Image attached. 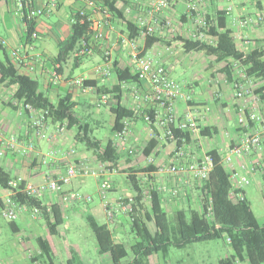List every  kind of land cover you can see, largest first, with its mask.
Listing matches in <instances>:
<instances>
[{
	"label": "crops",
	"instance_id": "crops-1",
	"mask_svg": "<svg viewBox=\"0 0 264 264\" xmlns=\"http://www.w3.org/2000/svg\"><path fill=\"white\" fill-rule=\"evenodd\" d=\"M93 1L107 8L103 3L105 0ZM113 1L115 7L124 12L125 21L135 22L141 28L143 23L155 28L151 36H155L158 41L146 53L144 52L147 36L141 32V35L135 40L143 49V54L164 66L171 78L175 68L180 67L182 63L196 64L202 60V56L206 55L204 52L198 51L186 52L183 48V39L196 40L194 24L186 16V1L177 0L170 8L158 14L151 13V0ZM196 1L199 8L209 15L219 11L226 13L227 27L232 31L240 50L244 52L253 50L256 47V41L264 40V0ZM33 6L43 10V14L33 21L34 31L39 35V38L35 40L27 37L24 14L20 9L19 1H0V16L3 21L9 19L8 23H5L0 29V61H12L19 67L20 72L39 81L43 92L54 103L60 98L69 96L71 101L77 104V109L82 103L92 101L94 111L91 114L89 113L86 117L77 115L82 122L90 123L93 134L112 119L114 126L115 115L110 110L117 104L113 98L114 94H121V105L134 114L133 117L125 119L128 123V132L125 137H119V132H112V136L106 141L93 136L94 141H100V148L104 147L110 140L114 141L117 148V158L111 163L115 166L113 171L106 173L102 178L79 177L63 187V191L66 193L77 192L83 196H90L92 201L81 200L63 204V194L61 193L46 194L40 199L44 205L59 204L63 208L64 222L61 226H65L67 231L78 228L79 218L86 220L87 216H92L99 224L108 226L115 240L124 241L128 234H135L129 228L130 217L120 211L116 212L113 218L107 216L100 197L101 180H107L111 184V189L107 193V200L111 207L116 206L120 197L135 196V194L130 185L124 186L122 181L115 179V176L123 173L127 176L128 173L124 171L128 169L139 170L154 166L156 171L159 165H169L175 159L174 145L158 143L149 156L144 154L146 146L150 140L154 139V132L153 127L148 125L142 117V111L148 108L149 104L138 99L137 95L148 92L149 83L137 80L119 84L114 68V63H117L118 69L122 71L128 69L131 74L136 75L134 63L130 58L131 50L128 45L122 43L123 39H129L125 21L111 12L108 17L101 11L92 12L89 10L92 18V33L88 40L91 43L92 53L82 59L74 58L72 53L69 59L60 65L56 62L59 44L71 34L74 16L84 8V0H33ZM246 20L248 23L242 25L241 23ZM166 21H170L171 25L166 26ZM96 30L104 35L103 40L95 39ZM2 41H5L4 45L1 44ZM30 44L33 48L30 47ZM106 50L111 51L112 59L109 76L97 71V67L104 64L103 53ZM13 51H18L22 63L12 56ZM127 52L129 57L125 59ZM230 62L232 63V61ZM216 64L219 67L214 69L211 67V62L203 67L209 72L208 78L204 81L193 80L195 86L201 87L202 90L197 97L192 96L193 103H191L199 116V124L202 127H211L217 130V133L212 136L201 135L196 140L197 149H189L199 155L218 150L225 156L230 147L240 140L246 129H242L237 121L231 126L230 115L237 114L242 106L255 110L256 113L264 116V101L259 99L254 104L251 101L252 95L238 98L224 69L226 63ZM215 69L221 73L220 76L217 77V74L214 73ZM77 70L79 73L75 74ZM238 71H233L234 80ZM77 78H84L85 81H88L87 87L92 90L84 92L80 87L73 85V80ZM247 86L248 83H245L244 87L248 88ZM262 86H264V81H257L255 90ZM217 88L219 92L220 89L223 90L219 95L215 94ZM17 89V85H10L6 81L2 82L0 77V133L6 137L14 136L17 140L18 149L27 150L26 155L7 150L4 155L0 156V166L12 175L13 180L22 179L25 185H39L49 177H58L64 174L73 163H84L94 169L102 164L98 158L101 150L79 143L75 138L74 129H68L66 124L46 122L45 132L48 138H38L31 126L32 118L36 113H26L21 105L17 106L15 100ZM225 89L231 90L232 94L228 95V90ZM186 92L190 93L188 87H186ZM101 95H106L108 101L105 105L98 107L97 104ZM215 96L216 98H214ZM232 96L233 98L237 97V99H227V97ZM184 108L185 106L181 103L178 106L179 113H182ZM30 143L34 144L33 149H28ZM131 149L133 150L132 154L128 152ZM52 153L56 154L53 159L50 156ZM263 155L264 139L259 151L250 153L242 159H235L234 166L241 172L240 165L246 161L257 164V170L258 168L262 170L264 166L261 168L259 164L261 162L260 157ZM149 160H153L152 165L149 164ZM258 173L260 174L258 175ZM144 174H138L144 194L142 202L138 206L139 211L144 212L150 208V200L146 195L149 188L154 186L157 188L161 184L180 189L179 197L163 194V206L167 212H172L173 209L176 211L189 207L197 209L201 207V186L198 182L186 176L175 177L170 175L155 176L150 181H145ZM261 174L262 171H257L251 182L260 180ZM91 177H94L93 185L89 180ZM1 190L3 189L1 188ZM3 191L6 195L0 197V207L9 193L8 190ZM244 194L246 199L250 201L245 187ZM17 218L12 223L11 229L25 245L24 251H27L31 264H42L39 260V247L38 250H35L31 246V243L36 241L38 237L48 240L54 259H57L58 255L66 250V246L62 245L60 228L57 235H50L45 219L40 213L18 212ZM17 220L19 222H16ZM258 221L260 222L259 219ZM149 227L151 230H155L153 223H149ZM74 246L68 243L70 249L66 250V253L68 251L67 259L75 258L79 261L82 255L78 250L73 249ZM96 252L98 261L100 260L103 264H113L110 255H100L98 245ZM25 256L22 257L27 259ZM160 256L162 255L151 256L149 264H169L168 256H162V259ZM231 257L232 255L224 259ZM80 261L79 263L82 264ZM191 264H199V262L194 259ZM235 264L248 263L235 262Z\"/></svg>",
	"mask_w": 264,
	"mask_h": 264
},
{
	"label": "trees",
	"instance_id": "trees-1",
	"mask_svg": "<svg viewBox=\"0 0 264 264\" xmlns=\"http://www.w3.org/2000/svg\"><path fill=\"white\" fill-rule=\"evenodd\" d=\"M103 3L113 15L125 21L124 12L115 7L113 0H105ZM24 15V19H26L27 9H24ZM207 20L209 23L207 32L214 38L213 43L183 39L184 50L186 52H204L212 57L214 62L226 63L224 69L233 86L236 82H240L239 77H235L234 80V70H241L243 75L241 78L244 81H264V40L256 41V47L253 50L244 52L237 47L233 33L227 27V16L224 11L216 12L213 15L207 14ZM125 23L130 39H137L143 32V29L135 22L125 21ZM27 26V37L31 39L34 22L29 21ZM91 33L92 22L88 21L87 17L76 14L71 34L59 44L56 62L60 65L65 63L81 41L88 40ZM157 41L155 36H148L144 53ZM114 68L119 84L138 80L137 75L131 74L128 69L124 71L118 69L117 63H114ZM0 77L2 82L6 81L10 85H17L18 89L15 94L17 106L21 105L24 110L25 106L30 105L37 114L48 111L47 123L66 124L68 129L76 128V140L87 147L101 150L98 158L102 163H113L116 160L117 148L114 141L110 140L100 148V141H94L92 126L88 122L81 121L75 111L77 104L72 102L69 96L60 98L55 103L52 102L43 92L39 81L20 72L19 67L10 60L0 61ZM88 84V81L84 82L86 87ZM255 93L260 100L264 101V86L255 90ZM113 98L117 104L110 109L115 115L112 132L118 133L124 129L125 119L133 117L134 114L121 105V94H114ZM24 112L31 113L29 110H24ZM176 133L177 136L180 134L179 131ZM215 133H217L215 128L200 126L202 136H212ZM157 145L158 141L150 140L144 154L149 156ZM208 154L213 157L214 166L209 180L201 186V207L199 209L189 207L176 210L173 212L172 218H170L169 212L164 209L163 194L155 186L150 188V208L142 211L143 213L138 210L144 197L138 174L153 172L155 171L154 166L124 171L128 173L127 179L135 194L133 221L129 222V228L131 232L135 233L136 241L129 250L124 241L115 240L107 225L99 224L94 217L87 216L86 221L95 236L100 255L108 254L113 264H123L122 261L131 252L133 259L126 264H149L151 256L161 254L167 257L172 248L182 250L195 243L230 239V243L227 242L232 248V257L220 260L219 264H235V262L264 264V223L261 224L258 221L247 199L239 201L232 194L233 183L229 171L224 166L223 154L218 150H212ZM113 167H115L114 164ZM261 179L264 186V167ZM12 180V175L0 166V187L3 190H15L9 185ZM24 186L25 183L22 182L20 188ZM13 199L30 208H38L45 219L50 235L58 234V229L64 222L63 208L59 204L44 205L41 199L21 193L14 195ZM209 208L212 209V219L207 218ZM149 223H153L155 230H151ZM36 242L40 249L39 260L42 264H56L48 240L38 237ZM67 264L80 263L72 258L67 261Z\"/></svg>",
	"mask_w": 264,
	"mask_h": 264
},
{
	"label": "built area",
	"instance_id": "built-area-1",
	"mask_svg": "<svg viewBox=\"0 0 264 264\" xmlns=\"http://www.w3.org/2000/svg\"><path fill=\"white\" fill-rule=\"evenodd\" d=\"M20 9L23 11L27 9L26 19L23 16L26 29H28V22L35 21L43 14V10L34 8L33 0H18ZM177 0H151V13L158 14L163 10L170 8L176 3ZM186 1V16L193 22L195 27L194 37L196 40L205 41L212 44L214 38L208 35L209 23L207 20V13L202 11L196 0H184ZM101 11L109 17L110 11L99 5L93 0H84V8L78 11L82 17H87L88 21L92 22L90 12ZM74 22V20H73ZM248 21H243L241 24L246 25ZM166 26H170V21L165 22ZM144 36H151L155 28L152 26H146L142 24ZM97 31V30H96ZM95 39L101 41L104 39V35L101 32H96ZM39 38L37 32L31 34V40ZM122 43L129 46L131 53L130 58L134 63L136 75L139 81H146L149 83L150 89L148 92L137 95L138 99H142L149 104L148 108L142 111L143 120L153 127L154 139L160 144H173L175 159L169 165H159L157 170L150 173H145V181H150L153 177H163L165 175L170 176H186L199 183L202 186L209 180L210 174L214 166V160L207 152L199 155L196 152L189 149H197L196 140L201 137L199 116L196 109L191 105L192 94L186 92V87L172 79L164 66L155 62L152 58L143 54V49L135 39H123ZM2 45L5 41L1 42ZM30 47L32 45L30 44ZM92 53L91 43L89 40H82L73 52V56L76 59H82ZM12 56L22 63L19 58L18 51H13ZM104 64L97 67L98 72H102L105 76L110 75V65L112 63L111 51L106 50L103 53ZM84 78L74 79L72 84L80 87L84 92L92 90L84 85ZM235 92L238 98H244L249 93L247 88L240 82H236ZM258 95H253L251 101L254 104L259 100ZM108 101L106 95H101L97 106L101 107ZM185 106L182 113H179L178 106L180 104ZM24 110H29L31 113H36L34 109L27 105ZM34 115V114H33ZM48 111H42L32 118L31 126L35 131L36 136L40 139H46L47 134L45 132L46 117ZM237 123L245 128L240 140L230 147L229 151L223 157V163L227 165L230 173V178L233 183L232 194L239 201L246 199L244 194V187L251 183V179L257 174V164L248 163L244 161L241 163L240 170H237L234 166L235 159H242L250 153L257 152L261 149L264 139V118L255 112V110L248 109L246 106H242L237 113ZM124 129L118 133V136L123 138L128 132V123L124 121ZM176 131H179L177 136ZM34 144L30 143L28 149H33ZM16 151L20 154L26 155L27 150L18 149L17 140L14 136L6 137L0 133V156L4 155L5 151ZM130 154L133 150L128 151ZM56 154H50L51 159ZM153 160H149V164L152 165ZM113 165L111 163H102L97 169L84 163L71 164L66 172L58 177H49L47 180L39 185H25L20 188L22 179L12 180L9 185L15 190H9L8 195L2 201V215L4 218L14 221L17 218L18 212H32L33 214H39L38 208H30L26 204H19L13 199L14 195L21 193L32 198L40 199L46 194L61 193L63 194V204L77 202V201H92L90 196H83L77 192L65 193L63 187L70 184L73 180L79 177L94 176L102 178L106 173L113 171ZM100 197L109 218H113L115 213L120 211L130 217V221H133L132 214L134 213L135 196L120 197L116 206L109 204L107 200V193L111 189V184L107 180H101L100 182ZM158 191L162 194H169L171 197H179L180 189L176 187H169L168 185L161 184L157 187ZM147 197L150 200V188L147 192ZM151 201V200H150ZM207 218L212 219V209L209 208L207 212ZM230 243V239H227Z\"/></svg>",
	"mask_w": 264,
	"mask_h": 264
},
{
	"label": "rangeland",
	"instance_id": "rangeland-1",
	"mask_svg": "<svg viewBox=\"0 0 264 264\" xmlns=\"http://www.w3.org/2000/svg\"><path fill=\"white\" fill-rule=\"evenodd\" d=\"M8 21L9 19L3 21L2 17L0 16V29L4 26L5 23H8ZM128 57L129 56L127 52L125 59H127ZM202 57H203L202 60H200L196 64L182 63L180 67L175 68L172 74V78L176 82H178L179 84L185 87H188V91L192 94L193 97H197L202 91L201 87L197 88V86H195L193 80L204 81L209 76V72L203 69V67L208 65L209 62H211V67L213 69L217 66L219 67V65L216 64V62H214L212 57L208 55ZM214 71H215L214 73L217 74V77L221 75V73L218 70L215 69ZM78 73H79L78 70L75 71V74ZM241 76L243 75L240 70L237 72L236 78L239 77L238 79L242 84L244 82L246 84L248 83L247 90L249 91V94H247V96L248 95L250 96L252 94L256 95L255 89L257 87V82L253 80L248 82L244 81L242 80ZM233 89L235 90V88ZM215 91H217L215 93L217 95L223 92V90L221 89L219 92L218 88L215 89ZM230 94H232L231 90H228V95ZM216 96L214 98H216ZM230 98H233V96L227 97V99ZM233 99L236 100L237 97H234ZM92 104H93L92 101H87L85 102V104L82 103V105L77 109H75V111L79 116L86 117L89 113L91 114L92 111H94V106ZM219 106L221 108V105ZM236 115L237 114L230 115L231 126L234 125L235 121H237ZM225 117L227 119L226 115ZM262 117L264 118V116ZM139 124L142 123L139 122ZM112 126H113V119L110 122L107 121L101 129L96 130L93 136L97 138H102L104 139V141H106L110 136H112ZM74 132L76 133V128H74ZM69 145L71 146V144ZM260 160L261 162L259 166L262 168L264 166V155L260 157ZM224 166L226 169H228L226 164H224ZM259 171L261 172L262 170H259L258 168V172ZM259 174L260 173H258V175ZM115 179H119L120 181H122L124 186L130 185L127 176L124 173L115 176ZM89 180L93 185L94 177L89 178ZM245 189L249 196V200H250L249 202L252 206L255 215L257 216V218L260 220L261 223H264V186L262 180L260 179L255 182H251L249 185L245 186ZM5 195L6 193L0 188V197H3ZM173 212L174 209L172 210V212H169L170 218H172ZM14 221H10L4 218L2 215V208L0 207V264H31L29 261L28 254L26 253L27 251H24L25 245L22 243L20 238L14 234V232L11 229V225ZM16 222H19V220H17ZM78 223H79L78 228L73 229L71 231H67L65 226L59 227L61 231L62 245L66 246V250L70 249L68 247V243L71 244L72 246L75 245L73 249L78 250L82 255V258H80V260L82 261L79 260L80 262H82V264H103L100 260L98 261V255L96 252L97 241L94 237L91 228L88 226L87 221L79 218ZM135 241H136L135 236L132 234H128L127 238L124 240L129 250H130V246L134 244ZM31 246L35 250H38V244L36 241H33L31 243ZM66 250L61 252L58 255L57 259L55 258L57 264H67L68 251L66 253ZM232 253H233L232 248L229 246V244H227V240L220 239L209 242L195 243L183 250L172 248L167 257V261L169 264H191V261L195 259L196 261L199 262V264H219L218 262L220 259L230 257ZM23 255H26L25 257H27V259L22 257ZM160 257L162 259V256ZM132 259H133V255L130 252L129 256L126 259H124L122 263L126 264L130 262Z\"/></svg>",
	"mask_w": 264,
	"mask_h": 264
}]
</instances>
